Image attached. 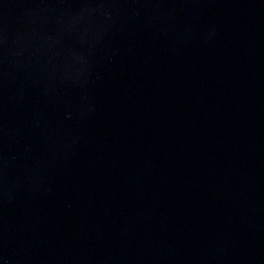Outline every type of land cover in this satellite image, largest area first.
Wrapping results in <instances>:
<instances>
[{"label":"water","instance_id":"1","mask_svg":"<svg viewBox=\"0 0 264 264\" xmlns=\"http://www.w3.org/2000/svg\"><path fill=\"white\" fill-rule=\"evenodd\" d=\"M0 264H264V0H0Z\"/></svg>","mask_w":264,"mask_h":264}]
</instances>
